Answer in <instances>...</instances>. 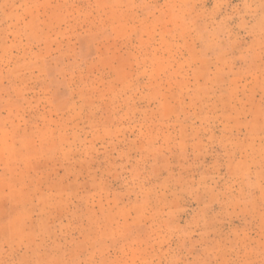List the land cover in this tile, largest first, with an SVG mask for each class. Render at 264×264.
<instances>
[{
	"label": "rangeland",
	"instance_id": "obj_1",
	"mask_svg": "<svg viewBox=\"0 0 264 264\" xmlns=\"http://www.w3.org/2000/svg\"><path fill=\"white\" fill-rule=\"evenodd\" d=\"M0 264H264V0H0Z\"/></svg>",
	"mask_w": 264,
	"mask_h": 264
}]
</instances>
